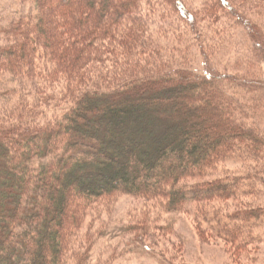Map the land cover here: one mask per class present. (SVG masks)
<instances>
[{
    "label": "trees",
    "instance_id": "trees-1",
    "mask_svg": "<svg viewBox=\"0 0 264 264\" xmlns=\"http://www.w3.org/2000/svg\"><path fill=\"white\" fill-rule=\"evenodd\" d=\"M15 1L29 10L0 19V107L10 104L0 114V264H66L86 211L117 191L172 211L232 200L240 205L231 213L197 210L199 236L215 224L236 249L258 240L264 81L250 75L264 57V0H205L200 13L181 0ZM155 11L160 20L178 15L168 20L175 40L180 22L188 25L187 49L157 43L147 15ZM219 20L247 30L256 60L243 75L208 61L206 40L220 48L226 32L210 42L204 26ZM157 28L165 38L168 27ZM230 161L241 170L229 173Z\"/></svg>",
    "mask_w": 264,
    "mask_h": 264
},
{
    "label": "rangeland",
    "instance_id": "rangeland-1",
    "mask_svg": "<svg viewBox=\"0 0 264 264\" xmlns=\"http://www.w3.org/2000/svg\"><path fill=\"white\" fill-rule=\"evenodd\" d=\"M181 1L186 9H190L194 13H200V9L205 5V0ZM167 6L168 8L166 5L163 8H167L169 11L170 5ZM155 8L157 9V6ZM28 10L29 7L26 4H20L15 0H0V19ZM154 14L147 15L151 19L149 22L154 24L152 33L159 40L157 43H160L162 48L171 50L173 45H176L175 51L181 53L187 49L188 43L192 44V42H188V37L193 36L188 33V25L183 22L178 25L181 28L177 27L181 37L175 40L172 36L174 31L171 30V27H174V23L168 20L177 22L178 15L176 13L172 15V18L166 20L155 18L156 11ZM169 15L171 16V13ZM201 20L197 23L198 29L199 26L207 22H201ZM165 25L168 27L167 30L164 29ZM157 27L167 31L165 38H162L161 34H157L160 31ZM204 27L208 29L206 34L207 38H211L210 42L216 41V36L226 32L220 48L210 50L209 41L205 39L208 46L206 45L207 48L203 49L208 50L206 54L210 57L208 61L211 67L226 73L243 75L247 71L246 62L251 57L254 58L251 51L253 44L246 35L247 30L243 26L230 28L224 20ZM170 54L171 52H167L165 56L162 53L164 57L162 59L166 60L167 56H171ZM204 55L205 51L195 54V68L201 69L204 66ZM254 59L256 60V58ZM239 63L242 65H237ZM252 71L254 72L251 74L255 76H250H257L264 81V57L257 59V62L252 66ZM251 96L258 97L257 95H248V97ZM8 109H10V104L3 108L0 107V114ZM254 111L257 113L259 108L251 110L252 113ZM255 120L258 125H264V116L258 115ZM172 162L176 163L177 161ZM246 164L250 166L251 162L247 161ZM226 170L229 173H237L241 170V164L230 161L226 163ZM144 173L146 172L139 175L142 177L145 175ZM220 173H216V175H220ZM60 177L62 178V176ZM62 181L64 182L63 179ZM108 181L110 180L107 178L100 180L104 183ZM189 181L197 182L199 180ZM60 182L61 179L54 182L58 189ZM185 183L188 184V179L185 180ZM71 192L70 214V210L72 211V207L80 198L78 189L73 188ZM59 194H57L58 197ZM54 199L55 197H51L52 201ZM157 199L148 200L125 191H117L94 203L84 214L74 242L67 247L68 261L66 264H73L76 259L78 264H264V217L262 221L255 223L256 228L253 234L259 237L258 240L236 249L232 244L215 235L216 233L210 229V226H215V224H210V226L204 224L203 227L208 232L200 237L195 217L197 210L200 209L206 214H209L213 208H218L220 214L231 213L236 205H240L237 202L232 200L217 203L208 202L201 206L196 203H185L181 205V208L172 211L162 206V202Z\"/></svg>",
    "mask_w": 264,
    "mask_h": 264
}]
</instances>
